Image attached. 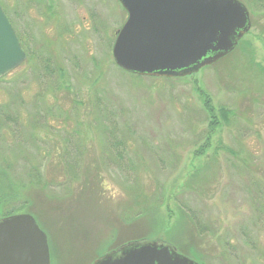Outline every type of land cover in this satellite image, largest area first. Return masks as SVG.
Masks as SVG:
<instances>
[{"label": "rangeland", "instance_id": "1", "mask_svg": "<svg viewBox=\"0 0 264 264\" xmlns=\"http://www.w3.org/2000/svg\"><path fill=\"white\" fill-rule=\"evenodd\" d=\"M239 1L232 51L161 77L115 65L118 0H0L26 53L0 78V218L28 213L75 254L53 264L156 238L198 264H264V0Z\"/></svg>", "mask_w": 264, "mask_h": 264}, {"label": "water", "instance_id": "2", "mask_svg": "<svg viewBox=\"0 0 264 264\" xmlns=\"http://www.w3.org/2000/svg\"><path fill=\"white\" fill-rule=\"evenodd\" d=\"M127 16L115 32L112 58L136 75L182 77L218 61L249 30L239 0H118ZM26 59L0 5V78ZM0 264H50L45 232L28 213L0 218ZM92 264H198L164 240L120 245Z\"/></svg>", "mask_w": 264, "mask_h": 264}, {"label": "trees", "instance_id": "3", "mask_svg": "<svg viewBox=\"0 0 264 264\" xmlns=\"http://www.w3.org/2000/svg\"><path fill=\"white\" fill-rule=\"evenodd\" d=\"M198 93H199V95H200V97L202 98V100H203V106H204V108H205V110H206V112H207V114H208V117H209V119H208V130H209V132H211L216 126H218V124H219V121H218V119H216V113H215V110H214V108H213V106H212V102H211V99H210V97L206 94V93H204L202 90H200V89H198ZM219 114L221 115V117L223 118V119H221L223 122H227V119H226V116H227V113H226V111H224L223 109H220L219 110ZM115 156H117V154H115ZM118 157V156H117ZM39 182H40V180H39ZM39 185H42V184H39ZM41 187V186H40ZM11 213H13V212H8V213H6V214H4V216L5 215H10ZM126 217V216H125ZM191 219H193L192 217H191ZM130 228H133V226H131ZM155 228V227H154ZM110 242H112V239L109 241V243ZM108 243V244H109ZM122 245V244H121ZM106 248V247H105ZM105 248H103L100 252H98L97 254H101V253H103L104 251L106 252V251H108L107 249H105ZM115 248H117V246L115 247ZM114 249V248H113ZM113 249H111V250H113ZM180 250V249H179ZM110 251V250H109ZM180 252L181 253H183V254H186V255H189V254H187V253H185L184 251H181L180 250ZM191 254H192V252H190ZM191 254H190V256L189 257H191ZM99 256V255H98ZM197 259V258H196Z\"/></svg>", "mask_w": 264, "mask_h": 264}, {"label": "flooded vegetation", "instance_id": "4", "mask_svg": "<svg viewBox=\"0 0 264 264\" xmlns=\"http://www.w3.org/2000/svg\"><path fill=\"white\" fill-rule=\"evenodd\" d=\"M60 247V246H59ZM52 248V249H51ZM57 249V246H54V245H52L51 247H48V250H49V260H50V264H53V261H54V258H55V261H56V259H57V257H68V256H72L73 258L75 257V254L74 255H69L68 253H64V250H59V252H61V253H57L56 251H58V250H56ZM61 261H63V258H62V260ZM57 264H60L59 262H57Z\"/></svg>", "mask_w": 264, "mask_h": 264}]
</instances>
